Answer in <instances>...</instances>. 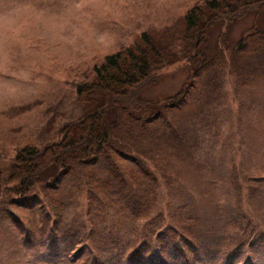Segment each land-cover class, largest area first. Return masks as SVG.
Wrapping results in <instances>:
<instances>
[{
  "label": "trees",
  "instance_id": "obj_1",
  "mask_svg": "<svg viewBox=\"0 0 264 264\" xmlns=\"http://www.w3.org/2000/svg\"><path fill=\"white\" fill-rule=\"evenodd\" d=\"M263 13L264 0H202L187 11L176 33L143 32L132 46L106 56L93 68V80L73 85L84 104L83 115L64 125L58 140L21 148L6 173L0 172V192L20 200L14 199L13 207L38 216L50 247L65 243L61 254L70 264L87 252L95 255L89 264H228L236 256L242 260L251 244L261 241L251 238L258 235L254 231L246 236L244 211L204 217L192 196L178 204L166 201L164 215L159 204L169 182L163 183L166 176L157 171L164 169L156 162H169L170 148L182 155L194 147L195 137L182 115L198 117L209 99L214 100L223 67L229 66L235 89L262 85L264 27L255 23L234 43L226 40L225 32L214 45L209 36L219 23ZM177 64L188 72L180 91L159 102L143 99V89ZM231 178L234 187L255 179ZM83 191L89 227L83 237L93 246L86 250L77 242L81 248L73 251L74 237L78 239L86 226L69 218L68 210L74 206L72 195ZM172 191L179 189L169 186ZM104 211L112 212L109 223ZM107 234L116 237L114 251L103 247Z\"/></svg>",
  "mask_w": 264,
  "mask_h": 264
},
{
  "label": "rangeland",
  "instance_id": "obj_2",
  "mask_svg": "<svg viewBox=\"0 0 264 264\" xmlns=\"http://www.w3.org/2000/svg\"><path fill=\"white\" fill-rule=\"evenodd\" d=\"M200 4L202 0H0L1 174L21 148H40L58 140L60 129L83 115L84 104L73 85L93 80V68L106 56L132 46L143 32L176 33L187 11ZM255 23L264 27V13L219 23L210 31V44L224 32L226 40L234 43ZM181 66L165 70L143 89L142 98L159 102L178 93L188 79ZM261 80V86L235 89L229 66L223 67L214 100L209 99L198 117L182 115L195 137L194 147L182 155L170 148L169 162H156L164 169L157 171L166 176L163 183L169 182L160 193L164 215L166 201L178 204L192 196L204 217L244 211L249 223L246 236L254 231L258 235L251 238L261 241L252 243L242 260L236 256L228 264H264V77ZM231 174L255 179L234 187ZM169 186L179 191L169 193ZM37 196L43 199L41 192ZM14 199L19 200L0 192V264H70L61 254L65 243L50 247L38 216L13 207ZM71 199L69 218L86 226L80 228L78 239L74 237L72 250L81 246L88 250L93 244L83 237L89 230L84 191ZM102 215L108 223L114 219L112 212ZM158 218L166 224V219ZM107 236L103 247L114 251L116 237ZM94 257L87 252L77 264H89Z\"/></svg>",
  "mask_w": 264,
  "mask_h": 264
}]
</instances>
